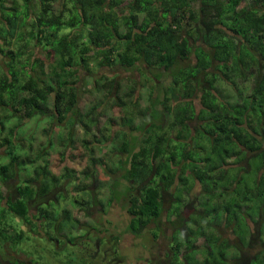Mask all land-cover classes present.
I'll return each mask as SVG.
<instances>
[{
  "label": "trees",
  "instance_id": "1",
  "mask_svg": "<svg viewBox=\"0 0 264 264\" xmlns=\"http://www.w3.org/2000/svg\"><path fill=\"white\" fill-rule=\"evenodd\" d=\"M21 2L0 0V55L5 58L4 66L0 64V147L9 152L8 162L0 163V264L30 263L31 259L10 247L28 238V232L40 237L43 233L42 241H49L53 225L61 231L74 218L78 228L79 219L68 205L53 213L45 206L49 199L46 203L38 200L58 187V176L49 173V179L46 168L39 165L34 176L22 181L16 178L15 165L25 161L17 153L15 139L2 137V132L10 116L29 117L36 112L58 122L69 117L72 126L79 122L85 136L93 127L104 137V128L99 126L102 113L91 106L85 114L77 103L75 66L84 61L128 68H137L136 62L141 61L148 70L159 69L152 73L153 79L166 82L159 85L162 94L153 96L149 90L150 102L142 106L135 84L142 86L143 82H133L120 95L115 76H104L107 89L115 88L113 103L122 109V124L128 128L118 134L122 159L113 169L120 170L121 177L110 197V203L120 195L127 198L123 205L129 216L122 231L137 236L145 233L148 224L162 216L166 194L174 200L169 211L174 212L183 189L188 190L196 179L205 194L196 224L187 230L197 233L195 237H205L207 256L202 264H223L229 246H221L224 239L205 218L213 213L218 224L226 218L223 223H232L242 243L248 232L242 217L264 219V0ZM39 44L43 54L36 52ZM26 55L31 62L28 73L22 61ZM191 56L193 60L184 64ZM35 67L44 78L34 75ZM227 85L233 89L232 97L224 94ZM194 98L199 100L197 110ZM163 112L170 117L166 125L159 119ZM194 119L199 126L191 128ZM96 131L92 134L97 140ZM229 159L240 163L234 166L233 176ZM240 170L251 172L253 178H246ZM239 183L242 187L235 191ZM72 190L77 193L84 188L75 185ZM232 193L233 202L223 198ZM92 200L103 206L100 198ZM89 202V196L74 201L79 208ZM31 203L36 212H31ZM8 213L22 221L18 231L6 223ZM41 218L48 221L40 222ZM114 239L117 244L120 236ZM193 240L188 239L187 246ZM175 243L178 247L181 240Z\"/></svg>",
  "mask_w": 264,
  "mask_h": 264
},
{
  "label": "rangeland",
  "instance_id": "2",
  "mask_svg": "<svg viewBox=\"0 0 264 264\" xmlns=\"http://www.w3.org/2000/svg\"><path fill=\"white\" fill-rule=\"evenodd\" d=\"M18 1L21 2L22 0ZM8 3H10V1ZM33 45V41H31L29 46L33 48ZM42 45L44 46V44ZM37 46L36 52L43 54L44 51H41L40 49L42 46L40 44ZM4 59L5 58L0 55L1 66H4ZM28 60L29 58L27 55L23 56L22 61H26L24 65H27V67H25L27 73L31 63ZM191 60H193V56L183 63L185 64ZM86 62L87 61H84L83 63L75 66V68H77L78 75L77 103H79L78 106L85 114L91 106H95L97 110L102 113L101 117L99 116V126L101 129H106H103L104 137L101 136L100 133H97L93 127H91L90 130L91 134L85 136L84 129L79 124V122L76 121V123L72 126L71 120H67L69 117H67L62 122H58L49 114L42 115L36 112L29 117H26L25 115H22L21 118H18L17 116H10L5 122V128L2 132V137L10 136L9 138H14L15 143L19 145L17 153L19 154L20 158L24 159L25 161L22 164L15 165V176L19 179V181H22L27 177L34 176L39 165L46 168L48 174H54L60 178L58 181L60 183L56 188L57 192L54 193V190H52L43 198H38V200L49 199L45 206H49L53 213L57 212L60 206L68 205V208L71 209L72 215L74 217H78V228H75L74 226V218L70 220L68 225H66L64 228V230L67 231V238H69L70 241H72L73 238L77 239L78 236L84 234L83 230L85 226L97 227L96 220L103 213L104 216L107 215L113 218L114 221L116 220L115 225H118V230L115 234L120 236L121 244L119 247L125 256L122 253L118 254L119 251L117 247L112 248V244L114 243L112 238L99 245L100 251L95 250L97 248L95 246L94 231L92 236L88 235L90 237L89 243L82 242L84 245L81 247L74 245L75 243H65L64 241L59 240L58 243L60 245V249L56 248L55 243L52 244L51 241H42L40 236L32 235L28 232V238L23 239L16 244L10 245V247L15 251L21 252L23 255L31 259L30 263L27 264H142L143 262V256H140L142 250H140V252L137 250L138 252L134 254L130 253L131 251L128 248L131 247L132 240L137 243L139 240L128 234L127 230L122 233L124 228L123 226L125 225L129 216L124 209L125 206L123 205L124 203H127L126 196L120 195L118 199H114L110 203L112 189L121 177L120 170L113 169L117 164L115 146L120 145L118 140L120 139L118 135L119 131L128 129L122 124V109L119 106H115L113 101L116 97V92L119 89V94L123 95L128 86L133 85V82L141 81L143 82L142 86L137 83L135 84V94L140 97L139 101L142 106L148 105L150 102L149 90H152V95L156 96L160 88V86L151 88L150 85H152L153 82L157 85H165L166 82L160 83L158 78V81H155L153 79L152 73L160 72L159 69L148 70V67L141 61L136 62L137 68L139 69L136 67H124L120 64H114L113 66L108 67L98 66L93 63L89 64ZM86 65H90V69L87 68ZM145 69L148 70L151 75H148ZM35 72L44 78V75L40 73L37 67L34 69V75ZM161 72L164 73L162 70ZM106 75L108 76L107 79L115 76L114 78L116 79V82H118L115 84L117 87L116 92L114 87L111 90L107 89L108 86L106 84V78L104 77ZM146 75L148 77H145ZM165 75L166 74H164V76ZM149 77L151 78V81L148 80ZM164 79L166 80V78ZM238 83L240 85L241 79H238ZM221 84L224 85L223 81ZM226 88L227 90L224 91L225 96L228 93V95L232 97L234 94L232 91L233 89L231 90L228 85ZM244 90L246 93L249 91L248 88H245ZM195 101L197 100L195 99ZM85 114H83V116H85ZM161 115L162 118H159L160 122L161 124L163 123L166 125L165 122H168L167 119L169 116H165L163 113ZM109 118L113 119L111 124L108 122ZM146 120H148V118H146ZM162 129L169 130L167 126H162ZM94 131H96L97 136H99L97 140L93 138L92 133ZM10 132L13 133L11 134ZM135 132L141 134V131L139 130ZM197 134L198 136L196 138L200 139L201 133L198 132ZM171 135H175L174 130L171 132ZM97 141H99V143ZM100 141L105 142V144L100 143ZM85 142H87V144ZM8 153L9 152L6 150V147H0V163H5L6 161L8 162ZM230 163L231 161L229 160L227 164ZM39 169L41 168L39 167ZM235 169V167L229 168L230 176L235 174ZM240 172H243L240 174L246 175V178L249 179H252L254 176V174H250L251 172L245 173V171L242 170H240ZM87 173H89V176ZM50 174L48 176L49 179L52 177ZM9 182L10 180H8L7 183ZM75 185L78 187H83L84 191H82V189L75 193V191L72 190V187ZM241 187L242 183H239L235 191H238L241 189ZM119 190L118 192H120ZM87 192L93 193L96 198H100L102 200L103 206H100V204L97 203L95 205L91 204L90 206L86 207L82 206V208L77 207L74 203L75 199L78 198L79 201H85L89 196L87 195ZM226 197H230V201L233 202L231 199H233L235 196L232 193L231 195H226ZM169 198V196H166L165 198L164 205L166 207L168 206ZM84 203V205L88 204L87 202ZM30 210L31 212H35L33 203L30 205ZM106 210L107 214H105ZM6 215V223H12L11 225H13L14 230L18 231L23 225L22 221L13 217L10 213ZM192 216L195 219L198 218L196 215L192 214ZM242 219V221H245V217H242ZM260 222L263 226L264 219L260 220ZM220 228V233L222 235L231 234L229 226L223 227L220 225ZM245 229H247V225ZM45 231L49 233L47 229H45ZM149 232L151 234L157 233V228H150ZM235 234L238 235V231H235ZM144 235H146V232ZM193 235L195 236L197 233H193ZM178 236L179 233L175 231L173 234L174 239H178ZM141 240L144 242V246H146L145 236H143ZM164 240L165 239L162 237L157 242V247L159 248L157 254L159 252V255L161 249H163ZM224 243H226L225 239L223 240L221 246ZM172 244L173 242H171V245ZM208 244L214 248L211 243ZM243 244L244 246L247 245L246 242H243ZM171 245L170 243L168 244L170 249L172 248ZM140 247H143V245L141 244ZM262 247L264 249V245H262ZM258 248L259 247L253 245L248 246V248L245 250L251 253ZM222 249L223 248L220 250ZM230 253L231 251H229V254Z\"/></svg>",
  "mask_w": 264,
  "mask_h": 264
},
{
  "label": "flooded vegetation",
  "instance_id": "3",
  "mask_svg": "<svg viewBox=\"0 0 264 264\" xmlns=\"http://www.w3.org/2000/svg\"><path fill=\"white\" fill-rule=\"evenodd\" d=\"M146 73L148 75L150 74L147 70ZM160 82L163 83L161 80ZM155 87H159V84L158 85L156 84ZM160 94H162V91H160ZM195 99L197 101H195ZM193 103H194V109L197 110L199 107L198 98H194ZM160 107L161 106L159 104L158 108ZM163 111L165 112L164 109ZM195 126H199V123H197L194 119L193 121L190 122V127L194 128ZM118 140L119 143H121V139ZM187 140L190 141L189 139ZM97 142L99 143V141ZM100 143L105 144V142L102 141H100ZM115 147H116L115 153L117 156V163H118L119 160L122 159V154L119 150V145ZM229 160L231 161V163L227 164L228 167H234L240 164V163H233L232 159ZM190 184L191 186L188 190L185 188L183 189L184 191L182 192L180 204L177 210H175L174 212H169L172 209L171 205L174 200L170 201L171 198H169L167 207L164 205L165 200L163 201L162 216L160 217L158 222L151 221L149 223L151 226L148 224L149 226H147V230L145 231L146 235H144L145 233H142L137 236L136 234L127 231L128 234L139 240L138 243L132 240L131 247L128 248L131 251L130 253H134V254L138 252L137 250H139V252L140 250H142L140 254V256H143L142 264H202V262L204 261V258L207 256L205 253V246H206L205 237L201 235L195 237L193 233H189L187 229H189L190 226H194L196 224V219L193 218L192 214L199 216V213L201 212V199L203 197V194H205V191L201 186V183L196 179L191 180ZM56 192L57 190L55 188L54 193ZM87 195H89V199H90L89 206L91 204L95 205V201L92 200V197L95 198L94 194L87 192ZM166 196L169 195L166 194ZM223 198L225 200H228L227 197H223ZM47 201L48 200H45V203ZM245 217H246L245 219H246L247 231H248L246 234V243H247V245L245 244L246 246H244L238 235H236L235 232L233 231L232 223H230L229 225H225L223 223L225 222L226 218L225 219L221 218L220 222L222 223L219 224L216 221V215L213 213L210 214L209 217L205 218V221L208 220L210 225L214 227L215 233L217 231L220 234L221 240L225 239L226 244L229 246L224 254L225 260L223 261L226 264H264V249L262 247V245H264V230L262 229L263 226L261 222L258 221L257 219L258 217L255 220L250 219L249 217H247V215H245ZM42 221L47 222L48 219L41 218L40 222ZM96 221H97V227L85 226L83 231L86 236L82 234L81 236H78L77 239L73 238L72 241H70L69 238H67V234H66L67 231H65L64 229L59 231L57 230V226L53 225V229H52L53 237L52 240L49 241H51L53 244L55 243L57 249H60V245L58 243L59 240L64 241L65 243L67 242L71 244L75 243L74 245L81 247L82 245H84L82 242L89 243V239H90L89 236H92L94 231L95 246L97 248L95 250L100 251L99 245L105 242L106 240L108 241L109 239L112 238L114 242L112 244V248L115 245V247H117L119 251L118 254H121L122 250L119 247V245L121 244V240L120 239L116 240L117 244H115L114 237L115 235H118L115 234L117 233L118 225H115L114 219L106 215L104 216V214L102 213ZM220 225H222L223 227L229 226L231 230V234L222 235L220 233L221 232ZM150 228H157V233L151 234L149 232ZM175 231L179 233L178 239L181 240V243L179 244L178 247H176L175 239L173 237ZM124 232L122 231V233ZM104 233H106L107 235ZM41 235H42L41 237L46 238V236H43V233ZM143 236H145L146 238V246H144V242L141 240ZM162 237L165 240L163 244V249H161L159 255V252L157 254V251H159V248L157 247V242ZM192 238H194L192 245L187 246L188 239L191 240ZM171 242H173L172 245ZM169 243L172 246L171 249L168 247ZM141 244L143 245V247H140ZM253 245L259 248L251 253L245 250L248 248V246H253ZM229 251H231L230 254ZM254 259H261V260L260 262H258L259 260H254Z\"/></svg>",
  "mask_w": 264,
  "mask_h": 264
}]
</instances>
